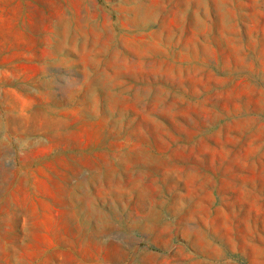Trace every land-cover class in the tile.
I'll return each mask as SVG.
<instances>
[{"label":"rangeland","instance_id":"rangeland-1","mask_svg":"<svg viewBox=\"0 0 264 264\" xmlns=\"http://www.w3.org/2000/svg\"><path fill=\"white\" fill-rule=\"evenodd\" d=\"M0 264H264V0H0Z\"/></svg>","mask_w":264,"mask_h":264}]
</instances>
